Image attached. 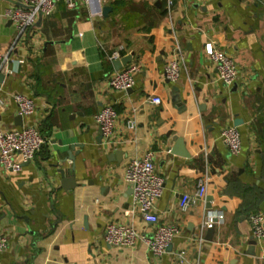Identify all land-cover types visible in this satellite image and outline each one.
Listing matches in <instances>:
<instances>
[{"label": "crops", "instance_id": "1", "mask_svg": "<svg viewBox=\"0 0 264 264\" xmlns=\"http://www.w3.org/2000/svg\"><path fill=\"white\" fill-rule=\"evenodd\" d=\"M14 5L0 0V53L15 40L3 15ZM207 45L234 60L230 87L218 81ZM176 49L182 61L172 84L163 67ZM11 58L14 72L0 82L7 100L0 127L34 123L44 143L20 172L0 166V230L9 239L0 264H174L178 256L190 264H264V241L252 238L249 223L264 214V0H87L73 9L61 0ZM123 59L116 69L113 62ZM131 65L138 67L133 88H109L110 76ZM11 93L34 98V113L21 125ZM105 106L118 114L110 142L94 121ZM225 126L239 132L237 156L221 142ZM176 138L187 157L171 152ZM149 151L163 180L155 213L178 228L160 260L143 242L115 248L102 239L108 223L152 235L123 181L127 162ZM58 170L74 176V188L62 187ZM203 175L205 197L181 211L179 199ZM208 212L223 218L210 235L203 229Z\"/></svg>", "mask_w": 264, "mask_h": 264}, {"label": "built area", "instance_id": "2", "mask_svg": "<svg viewBox=\"0 0 264 264\" xmlns=\"http://www.w3.org/2000/svg\"><path fill=\"white\" fill-rule=\"evenodd\" d=\"M23 6L14 5L4 12V17L10 20L15 28L16 35L12 46L4 53H0V75L9 77L14 70L10 67L11 54L16 49V44L23 40L25 32L34 30L38 16L49 17L57 3L61 0H13ZM87 3V0H64L68 9H73L76 3ZM193 2L195 0H185ZM206 54L214 64L218 81L225 87H230L237 80L238 69L234 60L223 52L206 46ZM181 51L176 49L163 67V77L168 83L176 84L180 76ZM138 72L136 65H131L116 71L107 81L109 88L118 91H128L135 84L134 75ZM1 92V88H0ZM9 101L12 102L21 117L33 115L35 102L32 96L22 93H11ZM152 105H159L158 97L149 98ZM7 107L6 98L0 93V113ZM118 120V114L112 106L103 107L95 116L94 121L106 142H110L111 134ZM127 128L134 130L135 122H127ZM220 139L228 153L237 156L241 152L240 135L235 126H225L220 132ZM44 143V137L34 123L22 125L13 129L0 127V166L5 171L20 172L22 165L32 160ZM20 156V161L15 156ZM207 157V152L204 151ZM123 181L130 188L132 196V209L146 222L152 225L153 233L150 237L139 234L134 227L128 224L108 223L103 231V241L115 248H132L143 242L148 248L152 258L160 260L167 252L178 228L161 221L155 213V204L162 193L163 180L157 174L154 157L151 151L139 158L130 159L124 168ZM208 179L205 175L197 180L196 189L192 194L181 196L178 207L181 211L194 204L196 200L204 198L207 192ZM203 229L214 227L222 222V215L208 212ZM251 236L256 241H264V214L256 213L249 217ZM8 237L0 230V252L7 249ZM174 264H190L181 256L175 259Z\"/></svg>", "mask_w": 264, "mask_h": 264}, {"label": "water", "instance_id": "3", "mask_svg": "<svg viewBox=\"0 0 264 264\" xmlns=\"http://www.w3.org/2000/svg\"><path fill=\"white\" fill-rule=\"evenodd\" d=\"M14 3H15V5L23 6L22 4H20L18 2H14ZM109 9H110L109 7L104 8L103 9V13L105 14V12L109 11ZM40 18H41V16L39 15L38 19H40ZM113 64L116 67V69H119V68H121L122 65H126L127 63H126V59H123L120 62H113ZM2 81H3V75H0V82H2ZM173 90L177 91V88L173 87ZM175 100L177 101V98H175ZM21 119H22L21 116H17L16 117L17 124H19V125L22 124ZM236 124H237V122H234V125H236ZM72 149H73V147L71 146V150ZM171 152L172 153H176L178 155H181L183 157H187L188 156L187 152L185 150H183V140L181 138H176L174 140V144H173V147L171 148ZM58 172L61 175V178H62L61 184H62V187L65 190H71L72 188L75 187V178H74V176H70L69 178H65V173H64L63 170H58ZM210 201H211V199L208 198V202H210ZM207 231H208L209 235L212 234L213 227L208 228ZM253 243H255V241H253Z\"/></svg>", "mask_w": 264, "mask_h": 264}]
</instances>
